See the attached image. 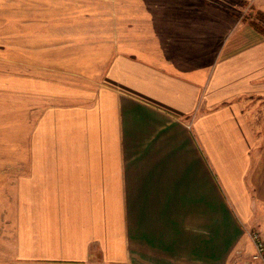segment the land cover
<instances>
[{
	"label": "crops",
	"instance_id": "1",
	"mask_svg": "<svg viewBox=\"0 0 264 264\" xmlns=\"http://www.w3.org/2000/svg\"><path fill=\"white\" fill-rule=\"evenodd\" d=\"M233 15L149 0L96 84L0 77L37 111L12 264H262L264 35Z\"/></svg>",
	"mask_w": 264,
	"mask_h": 264
},
{
	"label": "rangeland",
	"instance_id": "2",
	"mask_svg": "<svg viewBox=\"0 0 264 264\" xmlns=\"http://www.w3.org/2000/svg\"><path fill=\"white\" fill-rule=\"evenodd\" d=\"M148 1L0 0V77L23 74L96 84L117 41L128 38L122 29L129 17L141 13ZM211 1L231 7L233 19L248 22L256 15L257 9L242 0ZM29 102L14 91L0 89V264H12L16 258L18 179L26 171L37 115ZM250 115L256 117L257 130L264 131V111Z\"/></svg>",
	"mask_w": 264,
	"mask_h": 264
},
{
	"label": "built area",
	"instance_id": "3",
	"mask_svg": "<svg viewBox=\"0 0 264 264\" xmlns=\"http://www.w3.org/2000/svg\"><path fill=\"white\" fill-rule=\"evenodd\" d=\"M249 237L253 244L251 258L264 264V240L257 231H250Z\"/></svg>",
	"mask_w": 264,
	"mask_h": 264
},
{
	"label": "trees",
	"instance_id": "4",
	"mask_svg": "<svg viewBox=\"0 0 264 264\" xmlns=\"http://www.w3.org/2000/svg\"><path fill=\"white\" fill-rule=\"evenodd\" d=\"M255 13V17L250 19L248 23L264 35V12L257 9Z\"/></svg>",
	"mask_w": 264,
	"mask_h": 264
}]
</instances>
